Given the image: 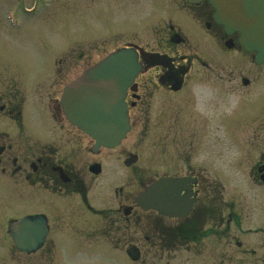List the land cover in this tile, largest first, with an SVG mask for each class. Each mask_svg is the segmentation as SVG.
I'll return each instance as SVG.
<instances>
[{
  "label": "flooded vegetation",
  "instance_id": "1",
  "mask_svg": "<svg viewBox=\"0 0 264 264\" xmlns=\"http://www.w3.org/2000/svg\"><path fill=\"white\" fill-rule=\"evenodd\" d=\"M142 2L157 4L161 13L144 32L123 39V46L137 48L143 64L135 94L128 92L126 98L132 128L134 109L136 120L143 123L140 143L152 149L155 166L171 168L147 181L140 177L138 190L128 191L123 185V140L114 148H95L93 139L67 119L57 96L0 98V264H59L58 236L63 230L86 233L89 264H111L113 253L139 264H264V190L225 192L222 176L223 135L228 134L233 144L241 140L250 146L238 151L251 156L248 177L264 187V98H247L259 90L255 65L246 67L244 74L227 64L245 53L239 33H227L215 22L209 0L129 4L138 7ZM173 14L200 29L207 46L219 51L221 62L211 64L198 56L180 24L170 19ZM194 60L206 91L210 81L230 97L242 91L246 98L235 100H251L247 108L258 117L244 118L245 111L225 117L223 103L229 98H184L188 112L181 98H161L153 110L152 142L146 141L154 100L148 98L150 88L162 84L169 91L176 89V79L183 77L185 82L194 76ZM56 71L55 82L60 84L63 68L59 65ZM141 89L146 93L140 94ZM165 175L189 178L175 201L177 213L167 216L136 206L137 191ZM22 218L28 221L18 228ZM104 246L107 253L96 248ZM128 247L136 249L135 259L127 255Z\"/></svg>",
  "mask_w": 264,
  "mask_h": 264
},
{
  "label": "rangeland",
  "instance_id": "2",
  "mask_svg": "<svg viewBox=\"0 0 264 264\" xmlns=\"http://www.w3.org/2000/svg\"><path fill=\"white\" fill-rule=\"evenodd\" d=\"M129 1L49 0L47 4L39 5V14L27 17L29 13L24 9V6L30 9L33 0H0V98H26L25 101L28 98H47L49 96L59 98L63 85L76 77L84 67L114 47L123 45V39L128 40L131 35L135 34L137 36V31L144 32L143 28L146 24H152L158 20L161 12L160 6L157 4L151 7L148 2H142L138 7H135L130 5ZM13 3L20 4L17 11L19 15L13 12L18 20L16 26H11L5 18L6 11L10 9ZM170 19L180 24L190 44L197 47L195 50L198 56L206 58L211 64L217 65L221 62L219 51L214 48L211 50L207 46L205 36L200 29L177 14H173ZM76 59H78V63L72 64ZM85 59L88 60L87 64L84 62ZM179 59L181 58L178 56L177 60ZM59 60H62L60 64ZM180 62L183 63V61ZM196 63L195 60L192 63L194 65L192 75L194 76L188 77L180 90L169 91L159 84L150 88L151 92L147 96L154 100L152 113L148 114V130L145 131L151 136L146 141L152 140L153 110L157 101L161 103V98H181V103L187 112V103L184 98H246L242 91H238V95L234 94L231 97L221 94L212 86V81L209 82L210 86L207 87L208 90L206 91L203 78L200 77V67ZM229 63H233L232 67L236 68L245 66L240 58L239 60L227 61V64ZM245 63L247 64V62ZM59 65L63 68V81L56 84V70ZM246 66L250 68L248 64ZM255 67L254 82H264V66ZM257 84L259 90L253 95H249L248 98H255L259 102L261 98H264V89L261 84ZM139 93L145 94L146 90L141 89ZM250 104L251 100L234 101L229 99L225 101L223 111L228 113L225 114V117H230L229 112L237 111H245L242 114L244 118L248 116L258 117L254 114L253 108L250 107L248 110L247 107ZM25 110H27L26 107ZM136 110H133L135 123L132 131L123 140V148L125 149H123V158L128 152L137 153L139 156L138 161L130 167L123 165V185H126L128 191L138 189L137 180L140 177L146 181L153 178L156 173L161 174L162 171L171 168L168 165H162V163L158 164L160 166H155V161L152 159V149L150 146L147 148V144L140 143L143 123L141 124V120H136V116L139 115H137ZM182 119L183 123H186L189 118L184 114ZM226 121L228 119L224 120L225 123ZM145 133L144 137L146 136ZM230 137L232 136L228 134L223 135L222 176L224 178V191L253 192L254 190H264L263 186H257L248 177L253 164L251 156L248 154L243 156L238 151V149H247L250 146L246 144V141L241 140L239 143L233 144L229 141ZM200 141L201 139H197V142L200 143ZM246 158L249 160H243ZM180 168V166H176L177 170ZM261 224L263 223L257 225ZM83 233L85 235L79 236L73 230L61 232L58 236L61 253L59 264H89L91 248L86 233ZM96 248L101 249L99 250L101 252H108L106 246ZM112 258L114 260L111 264H139L130 261L124 254L120 253H113ZM91 264L108 263L102 261ZM223 264L232 263L225 262Z\"/></svg>",
  "mask_w": 264,
  "mask_h": 264
},
{
  "label": "water",
  "instance_id": "3",
  "mask_svg": "<svg viewBox=\"0 0 264 264\" xmlns=\"http://www.w3.org/2000/svg\"><path fill=\"white\" fill-rule=\"evenodd\" d=\"M197 1V0H191ZM216 11L214 16L229 31L241 32L240 42L248 51H256L255 62L264 61V0H210ZM134 48L116 49L96 63L85 68L63 90L61 104L67 118L96 141V147H113L130 129L125 95L141 70ZM136 160L131 155L125 160L129 165ZM180 180V181H178ZM184 179L161 178L149 185L136 199L144 209L157 208L171 215L176 206L179 186ZM27 218L19 221L24 226ZM29 250L30 246H20ZM128 253L135 258L130 249Z\"/></svg>",
  "mask_w": 264,
  "mask_h": 264
}]
</instances>
